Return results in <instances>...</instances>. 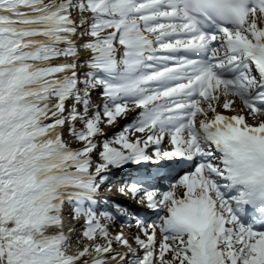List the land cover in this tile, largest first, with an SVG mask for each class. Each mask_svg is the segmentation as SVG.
<instances>
[{
    "label": "snow or ice",
    "instance_id": "6c2138e0",
    "mask_svg": "<svg viewBox=\"0 0 264 264\" xmlns=\"http://www.w3.org/2000/svg\"><path fill=\"white\" fill-rule=\"evenodd\" d=\"M0 264H264V0H0Z\"/></svg>",
    "mask_w": 264,
    "mask_h": 264
},
{
    "label": "bare ground",
    "instance_id": "6f19581e",
    "mask_svg": "<svg viewBox=\"0 0 264 264\" xmlns=\"http://www.w3.org/2000/svg\"><path fill=\"white\" fill-rule=\"evenodd\" d=\"M116 129H117V128H116ZM115 132H116L115 130H110V131H109V136L113 135ZM122 200H123V201H127V202H128V199H127V197H123V199H122Z\"/></svg>",
    "mask_w": 264,
    "mask_h": 264
}]
</instances>
